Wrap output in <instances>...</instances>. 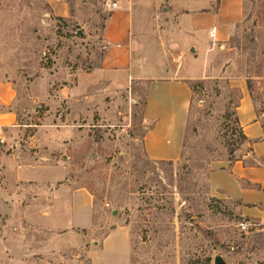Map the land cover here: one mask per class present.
I'll return each mask as SVG.
<instances>
[{"label":"rangeland","instance_id":"obj_1","mask_svg":"<svg viewBox=\"0 0 264 264\" xmlns=\"http://www.w3.org/2000/svg\"><path fill=\"white\" fill-rule=\"evenodd\" d=\"M179 1L64 0L60 16L53 0H0V80L13 86L17 117L16 127L0 129V154L15 148L25 162H53L0 160V264H91L87 250L118 225L130 230L131 264H214L217 256L264 264V226L242 216L238 201L213 196L208 182L213 166L249 151L235 116L244 94L264 129V0H243L241 22L204 63L180 45L189 27ZM112 2L133 5L142 22L131 86H91L69 102L65 87L101 64ZM195 68L203 80L183 156L154 162L143 143L149 85L187 80ZM49 172L63 177L44 180ZM62 205L91 206L93 226L65 227Z\"/></svg>","mask_w":264,"mask_h":264},{"label":"crops","instance_id":"obj_2","mask_svg":"<svg viewBox=\"0 0 264 264\" xmlns=\"http://www.w3.org/2000/svg\"><path fill=\"white\" fill-rule=\"evenodd\" d=\"M179 2L183 4L182 20L189 27V33L185 35L180 45L196 48L199 54L197 62L204 63L216 45L227 42L231 29L243 18V0H181ZM66 6L64 0H53V10L60 16L67 14ZM109 8L111 12L103 28V39L107 46L101 64L87 75V81L81 77L75 86L65 87L60 94L61 96L65 94L64 98L69 102L74 97L84 96L91 86L103 87L110 93L127 90L131 86L134 66L139 58L138 50L143 44L139 33L142 22L133 5L122 2L118 3L116 8L109 4ZM213 29H215L214 33H212ZM213 40L215 42L212 44ZM206 48H209V51L205 53ZM202 72V69L195 68L191 74L192 79L187 80L151 81L143 108V122L149 123L143 143L145 152L151 160L177 161L181 158L192 99L189 82L203 78ZM13 99L12 84L0 80V129L17 126V117L10 110ZM237 115L245 135L252 141V150L241 159L223 161L221 165L213 166L208 176L210 191L215 197L238 201L242 216L264 226V129L257 119L250 95L242 96ZM62 126V132L66 136L69 133V125L65 123ZM0 137L2 138L1 134ZM248 158H252L251 160L257 163L247 161ZM0 160L1 163H53L39 160L25 162L22 153L15 148L9 155L1 153ZM46 175H43V179L51 182L61 180L63 177V174L51 176V172ZM22 178L26 177L22 175ZM71 205H62V209L67 213L63 225L91 228L92 207L89 206L85 210L79 207L82 211L79 208L75 211ZM131 251L130 230L125 225L116 226L98 246H91L87 250L91 264H131Z\"/></svg>","mask_w":264,"mask_h":264},{"label":"trees","instance_id":"obj_3","mask_svg":"<svg viewBox=\"0 0 264 264\" xmlns=\"http://www.w3.org/2000/svg\"><path fill=\"white\" fill-rule=\"evenodd\" d=\"M203 80V79H202ZM202 80L201 79H198V80H192V81H190L189 82V86H190V88H191V90H192V99H193V94H194V92H195V89H196V87H197V85H200V84H202L201 82H202ZM147 99V98H146ZM192 99H191V103H192ZM240 101H241V99H240ZM240 101H238L237 102V105H236V111H235V116H236V121H237V123H238V125H239V131H240V135H241V137L245 140V141H248V149H249V151H251L252 150V148H251V143H252V141L245 135V133H244V131H243V128H242V126L240 125V122H239V119H238V115H237V108H238V106L240 105ZM145 103H146V101H145ZM190 111H191V104H190V108H189V114H190ZM188 119H189V117H188ZM187 126H188V121H187ZM186 133H187V129H186ZM185 138H186V136H185ZM184 146H185V141H184ZM248 151V152H249ZM183 153H184V149H183V152H182V156H183ZM181 156V157H182ZM243 158V157H242ZM241 159V158H240ZM236 160H238V159H236ZM154 162H165V161H157V160H153ZM230 161H234V160H230ZM173 162V161H172ZM251 163H257L256 161H254V160H251L250 161Z\"/></svg>","mask_w":264,"mask_h":264},{"label":"built area","instance_id":"obj_4","mask_svg":"<svg viewBox=\"0 0 264 264\" xmlns=\"http://www.w3.org/2000/svg\"><path fill=\"white\" fill-rule=\"evenodd\" d=\"M112 7L113 8H116L118 6V3L117 2H112ZM215 29L212 30V33H214ZM4 140L0 137V142L2 143ZM251 225V223L249 221H246V222H242L240 224V226L243 228V229H247L249 226Z\"/></svg>","mask_w":264,"mask_h":264},{"label":"water","instance_id":"obj_5","mask_svg":"<svg viewBox=\"0 0 264 264\" xmlns=\"http://www.w3.org/2000/svg\"><path fill=\"white\" fill-rule=\"evenodd\" d=\"M214 264H224V261L221 256L215 258Z\"/></svg>","mask_w":264,"mask_h":264}]
</instances>
